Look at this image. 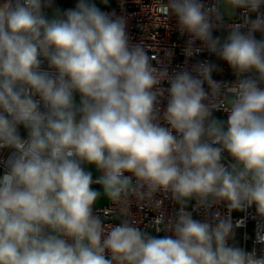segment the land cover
Masks as SVG:
<instances>
[{
    "label": "clouds",
    "instance_id": "obj_1",
    "mask_svg": "<svg viewBox=\"0 0 264 264\" xmlns=\"http://www.w3.org/2000/svg\"><path fill=\"white\" fill-rule=\"evenodd\" d=\"M156 3L189 34L187 58L207 49L235 81L213 79L206 60L191 71L154 67L127 19L94 0L0 2V151L12 150L0 176V264H264L234 242L243 222L231 218L254 205L264 221V38L255 36L264 37V0ZM237 9L243 23L214 36ZM158 193L179 205L167 221ZM101 196L119 206V224L94 214ZM133 198L157 214L154 233L173 235L142 230ZM193 200L206 213L224 202L228 215L195 219Z\"/></svg>",
    "mask_w": 264,
    "mask_h": 264
},
{
    "label": "built area",
    "instance_id": "obj_2",
    "mask_svg": "<svg viewBox=\"0 0 264 264\" xmlns=\"http://www.w3.org/2000/svg\"><path fill=\"white\" fill-rule=\"evenodd\" d=\"M2 2V0H0ZM166 2V0H164ZM204 3L207 6H211L216 3V0H204ZM72 7H65L68 9ZM102 11L112 13L115 12L117 16H123L127 19V33L130 38V42L142 43L145 47L149 49L148 55L152 58L151 63L154 67L158 69L167 68L169 73L174 70H179L180 68H187L191 71L192 66L198 61H209L210 63L215 64L216 55L209 53L207 49H203L199 55L187 58L184 55V48L187 45V41L190 39L189 34L179 31L177 27V21L174 16L165 17L160 13L164 11L163 8L158 7L156 0H113L111 6L107 8H102ZM260 12L264 13V6L261 7ZM251 19L256 18V13L250 14ZM243 23V10H235V15L232 18L224 19L223 24L218 29L214 30L213 35L216 36V32L219 30L230 31L229 25L231 24H242ZM242 31H247V28H242ZM257 37V33L255 34ZM194 47L203 48L202 42L196 41ZM171 52V57H167V53ZM43 60V58H41ZM42 68H47V62L42 63ZM224 72L217 75V71L213 72V79L217 81H222L226 83H232L235 81L236 77L233 74L231 68L226 65L224 66ZM165 89L169 85L164 82L162 85ZM207 88V85H205ZM167 93H165V96ZM166 108V100H162L160 104V115L163 116V112ZM215 116L227 120V114L223 112L214 113ZM163 120L161 124L163 125ZM167 126V125H164ZM24 131L23 127L20 128L21 135L26 137V134H22ZM12 150L0 151V176L4 173V162L7 160ZM225 163L230 161V157H227L225 153ZM87 170L86 165L84 166ZM100 175V174H99ZM99 175L93 176V179H96ZM126 175H128L126 173ZM98 185H93L96 187ZM156 199L163 200L162 209L165 214V220L175 212L178 211L179 205L171 198V194H168L165 198L161 194L156 195ZM195 206V201H191L188 206V211H193ZM93 212L95 215H100L104 220L105 227L109 225H117L120 223L123 217L120 215L119 206L114 205L110 200H108L102 206L93 207ZM130 212L133 214V217L138 221V226L148 231H153L154 235L158 237H163L164 235H173L172 233H154V227H150L152 221L156 217V213L151 211L148 207L140 208L137 206L135 199L130 206ZM216 213L221 214L222 216L228 215V210L224 202H221L218 205H214L210 210L205 211V209L200 208L196 211H193V217L195 219L203 221L205 216L211 220L212 216ZM231 218L233 223L237 221H242V225L236 228V235L234 242L245 248L247 251H251L253 248L256 249L257 255L264 254V244L255 243L256 240V226L257 223H264L261 221L255 213V206L249 207L247 212H232ZM233 241H230L232 243Z\"/></svg>",
    "mask_w": 264,
    "mask_h": 264
},
{
    "label": "rangeland",
    "instance_id": "obj_3",
    "mask_svg": "<svg viewBox=\"0 0 264 264\" xmlns=\"http://www.w3.org/2000/svg\"><path fill=\"white\" fill-rule=\"evenodd\" d=\"M94 2L97 4V6L98 7H100L101 8V10H103L102 8H103V6L105 5L103 2H102V0H94ZM61 9H63L62 7H60ZM235 15V14H234ZM233 15V16H234ZM232 16V17H233ZM232 17H228L227 15L225 16V18L224 19H228V18H232ZM216 36H220L221 37V39H224L225 37H226V31H224V30H219V31H217L216 32ZM217 63V62H216ZM217 69H219V71L216 73L217 75H219L220 74V71L223 73L224 72V70H223V65H219L218 63H217ZM79 100V96L77 95V101ZM219 118V117H218ZM221 119V118H220ZM22 134H26V131L24 130L23 132H22ZM86 167L88 168V170H90V172L92 173V174H96V175H99L100 173L96 170V168L94 167V166H92V165H86ZM94 188H96L97 190H100V191H102V189H100V186H96V187H94ZM109 199L106 197V196H101V198L100 199H98V201H97V203L95 204L96 206H102V205H104L107 201H108Z\"/></svg>",
    "mask_w": 264,
    "mask_h": 264
},
{
    "label": "trees",
    "instance_id": "obj_4",
    "mask_svg": "<svg viewBox=\"0 0 264 264\" xmlns=\"http://www.w3.org/2000/svg\"><path fill=\"white\" fill-rule=\"evenodd\" d=\"M112 1H113V0H108V3L105 4V5L103 6V8H107V7L111 6ZM76 2H77V0H54L55 5H56L57 7H62L63 9H64L65 7H74L75 4H76ZM228 32H229V31H226V36L228 35ZM256 38H257V39H261V38H264V37H262V34H261V33H257V37H256ZM221 40L223 41V39H221ZM217 62H218L219 64L224 63V61H222V60L219 59L218 57H217Z\"/></svg>",
    "mask_w": 264,
    "mask_h": 264
},
{
    "label": "crops",
    "instance_id": "obj_5",
    "mask_svg": "<svg viewBox=\"0 0 264 264\" xmlns=\"http://www.w3.org/2000/svg\"><path fill=\"white\" fill-rule=\"evenodd\" d=\"M217 56H216V60H215V65H217ZM219 64V63H218ZM219 65H223V70H225L224 69V66H226L227 65V63L226 62H224V63H222V64H219ZM219 71V69H217V72ZM220 74H222V72L220 71ZM216 117H218V116H216ZM220 118V117H219ZM222 119V118H221ZM223 120V119H222ZM87 171H90V170H88V168H87ZM96 174H92V176H95Z\"/></svg>",
    "mask_w": 264,
    "mask_h": 264
}]
</instances>
